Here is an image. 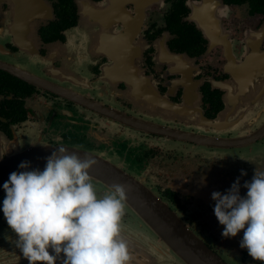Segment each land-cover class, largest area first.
<instances>
[{
  "label": "flooded vegetation",
  "instance_id": "flooded-vegetation-1",
  "mask_svg": "<svg viewBox=\"0 0 264 264\" xmlns=\"http://www.w3.org/2000/svg\"><path fill=\"white\" fill-rule=\"evenodd\" d=\"M0 66V206L63 147L96 161L98 196L124 187L129 264H256L211 195L264 170V0H0ZM17 239L0 212V264H28Z\"/></svg>",
  "mask_w": 264,
  "mask_h": 264
},
{
  "label": "clouds",
  "instance_id": "clouds-1",
  "mask_svg": "<svg viewBox=\"0 0 264 264\" xmlns=\"http://www.w3.org/2000/svg\"><path fill=\"white\" fill-rule=\"evenodd\" d=\"M95 163L60 147L43 171H29L31 163L23 161L3 184L0 212L28 264H57L61 257L62 264H129L121 239L125 189L114 185L98 196L88 174ZM246 176L241 171L240 177ZM211 200L221 237L231 240L243 232L239 248L264 264V170L256 169L242 186L238 178L225 193H212Z\"/></svg>",
  "mask_w": 264,
  "mask_h": 264
},
{
  "label": "water",
  "instance_id": "water-1",
  "mask_svg": "<svg viewBox=\"0 0 264 264\" xmlns=\"http://www.w3.org/2000/svg\"><path fill=\"white\" fill-rule=\"evenodd\" d=\"M149 206L152 207V208L156 207L154 205H149ZM135 207H136L137 212L141 214L142 211L144 210V208L146 207V205H143L141 202H138V203L135 204ZM156 212L162 213V215L168 213V211L166 209H164L163 207L157 209ZM162 215L159 216L158 219L150 220V222L153 225L157 224V227L160 230L164 231L166 234L168 233L169 237H172L174 239H178V238L182 239L183 240V246H185L186 245V236L183 234V232L181 230L182 226L179 224V222L176 219H175L174 225H172L171 224L172 223V219L170 217H168V218L167 217H162ZM147 221H148V219H147ZM171 230H173V231H171ZM190 244H192V242ZM174 245L177 247L178 243L174 241ZM183 246H181V248H180L181 250L184 248ZM192 246L193 247H197V245H195V244H192ZM196 249H199V248H196ZM201 253L205 257H202L201 260L197 259L195 261V263H197V262H205V263H209V264H217L214 257H212L211 255H209L208 253H205L203 251H201ZM185 254L187 255L188 252H185ZM191 259H193V258H191Z\"/></svg>",
  "mask_w": 264,
  "mask_h": 264
}]
</instances>
